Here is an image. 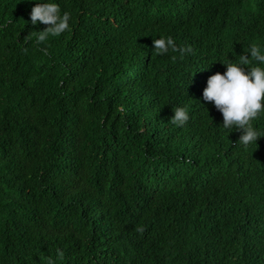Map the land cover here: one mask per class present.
Returning <instances> with one entry per match:
<instances>
[{
	"label": "trees",
	"instance_id": "16d2710c",
	"mask_svg": "<svg viewBox=\"0 0 264 264\" xmlns=\"http://www.w3.org/2000/svg\"><path fill=\"white\" fill-rule=\"evenodd\" d=\"M56 2L37 43V0H0V264H264V136L203 99L264 46V0Z\"/></svg>",
	"mask_w": 264,
	"mask_h": 264
},
{
	"label": "clouds",
	"instance_id": "9594fccd",
	"mask_svg": "<svg viewBox=\"0 0 264 264\" xmlns=\"http://www.w3.org/2000/svg\"><path fill=\"white\" fill-rule=\"evenodd\" d=\"M70 19L69 12L61 13L56 0H37L31 11V23L48 25L36 31L37 43L46 41L49 35H60L67 31ZM154 46V51L160 54L170 49L179 51L182 56L193 52L191 44L179 46L171 35L155 38ZM250 54L246 52L240 55L239 63L222 60L227 65L226 71L211 75L203 90L204 101L213 102L222 113L223 128L242 130L237 144L244 147L257 144L258 138L264 136L252 123L264 114V46L252 44ZM249 57L258 63L249 66ZM189 118L185 107H174V115L171 117L173 123L182 126ZM48 264H53V261L50 259Z\"/></svg>",
	"mask_w": 264,
	"mask_h": 264
}]
</instances>
